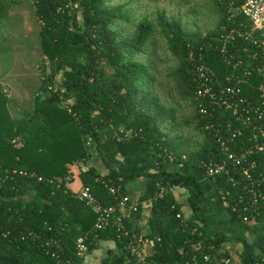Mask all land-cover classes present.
Wrapping results in <instances>:
<instances>
[{
	"label": "trees",
	"instance_id": "obj_1",
	"mask_svg": "<svg viewBox=\"0 0 264 264\" xmlns=\"http://www.w3.org/2000/svg\"><path fill=\"white\" fill-rule=\"evenodd\" d=\"M67 1L30 0L31 5L36 4L37 21L44 23L43 27L38 25V38L45 63L32 111L12 115L10 100L0 85V264H59L52 253L61 263L83 264L85 255L100 242L114 243L100 264H136L125 240L117 238L114 229L93 231L95 214L74 196L78 190L70 187L78 181L80 188L88 187L104 206H117L108 189L95 182L99 177L121 185V193H125L124 180L150 178L145 197L154 196L157 182L186 190L190 215L184 227L175 218L178 213L183 215V207L174 194L151 204L144 236L159 241L154 243L148 261L181 262L193 254L191 247L196 242L212 244L209 253L214 258L221 245L231 239L209 236L201 228L205 218L198 204L201 190L197 179L163 170V166L165 155L171 154L174 164L199 169L214 153V139L203 130V121L196 113L189 54L195 59L201 54L215 77L224 75V58L211 51L209 44L218 38L223 26L245 22L238 12L245 0H204L207 15L215 22L205 36L184 32L179 21L167 20L163 14H158L154 23L147 18L134 23L125 4L113 6L108 0H79V17L57 12V7ZM176 3L184 6L190 2ZM156 35L168 52L162 60L156 56ZM147 53L153 56L150 65L140 60ZM161 62L168 63L166 82L157 90L151 72H159ZM249 90L247 85L242 87L247 97ZM181 100L192 108L188 121L201 136L198 144L182 130L189 122L177 119ZM111 134L119 140L143 142L153 151L150 155L158 170L126 175L113 170L110 164L115 161L116 150ZM15 138L21 142L19 149L13 146ZM92 155L99 158L104 171L89 164ZM81 163L89 166L86 174L80 172ZM5 172L9 177L2 181ZM216 185L228 188L225 178H218ZM25 231L37 238L22 239ZM85 236L92 244L83 256H76V242ZM50 240L53 244L46 253L42 244ZM241 244L240 263L260 264L259 259L251 258L248 246Z\"/></svg>",
	"mask_w": 264,
	"mask_h": 264
},
{
	"label": "built area",
	"instance_id": "obj_2",
	"mask_svg": "<svg viewBox=\"0 0 264 264\" xmlns=\"http://www.w3.org/2000/svg\"><path fill=\"white\" fill-rule=\"evenodd\" d=\"M32 6L36 8V4L32 3ZM80 11L79 0H68L57 7V12L68 16L75 13L79 17ZM238 12L245 22L223 26L218 38L209 44L211 51L224 58V75L215 77L201 54L195 59L190 53L189 60L197 99L196 113L203 121V130L211 134L215 143L214 153L201 162L200 169L213 181L223 209L243 224H255L264 208V0H245ZM38 25L43 27L44 23L38 20ZM254 78L255 83L252 82ZM244 85L249 86L248 97L253 99L242 92ZM86 143L92 145L90 137L86 138ZM13 146L15 149L21 147L19 138L13 140ZM165 156L168 163H173L171 154ZM79 168L82 174H86L89 166L81 163ZM8 177L5 172L2 181ZM218 178H225L228 188L218 187ZM95 182L107 188L118 205L104 206L88 187L80 188L74 196L95 214L93 231L114 229L117 238L125 240L136 264H173L148 261L159 238L132 235L131 223L140 214V201L121 193L122 186L115 185L110 178L99 177ZM155 188L154 196L148 198L150 205L179 189L162 182H157ZM175 218L180 226L186 225L187 219L181 213ZM21 236L22 239L37 238L27 231ZM52 244L51 240L42 244L46 253L50 252ZM91 244L88 236L79 238L75 246L76 256H83ZM213 248L212 244L205 246L196 242L191 247L193 254L175 264H230V256H224L225 252L230 254V246L222 244L214 258L209 253ZM51 256L59 264H71L61 263L54 253ZM259 262L264 264V256Z\"/></svg>",
	"mask_w": 264,
	"mask_h": 264
},
{
	"label": "crops",
	"instance_id": "obj_3",
	"mask_svg": "<svg viewBox=\"0 0 264 264\" xmlns=\"http://www.w3.org/2000/svg\"><path fill=\"white\" fill-rule=\"evenodd\" d=\"M29 6H31V11L34 13V8L30 0H0V26L1 29H3L1 33L6 35V29L12 22L24 20L25 25L28 26L29 19L26 13ZM13 13H18V16H13ZM44 64L43 56L40 62L33 67L32 62L29 63L27 60H24V58H20L17 55L13 58L12 55L8 56L0 51V85L3 93L9 98L10 102L13 100L14 94L18 92L20 87L18 78H23L24 76L30 75L35 78V81L36 78H38V86L36 87L35 95L38 94L41 79L43 77ZM9 110L11 112L10 106ZM111 136L113 142H115L114 145L116 150L115 161L110 164L113 170L122 175L130 173H153L158 170L155 158L150 155L153 151H148L143 142L131 138L119 140L115 134H111ZM89 164L104 171L96 155L91 156ZM163 170L189 174L197 179L201 190V197L198 204L205 218L204 223L201 224V228L209 236L224 235L231 239L230 242L227 243L231 248L229 254L231 263L233 261V254L235 253L237 264H241L238 257L242 249L241 242H244L248 246L250 256L253 260H258L264 256V208L261 217L255 224H243L223 209L219 202L217 190L213 181L209 179L200 168L190 169L184 165L166 162L163 166ZM149 181L150 178L143 176H139L133 180L123 181L125 193L141 203L140 215L135 217L131 223V230L133 233H136V235L144 236L146 234V223L150 216L151 206L148 201L149 196L145 197ZM70 187L74 191L80 190L78 181H73ZM179 190H181L180 193L176 195ZM185 193L184 189H178L174 193L176 200H182V196ZM186 198L187 197L183 200L185 206ZM189 215L190 213L186 206L185 211H183V216L188 218ZM110 243L112 244L105 245L102 248H100L99 243L97 248L88 255L89 258L86 260L84 259L83 264H100L99 260L101 261L106 252L114 249V243ZM237 243L240 244V249L234 251L232 246Z\"/></svg>",
	"mask_w": 264,
	"mask_h": 264
},
{
	"label": "rangeland",
	"instance_id": "obj_4",
	"mask_svg": "<svg viewBox=\"0 0 264 264\" xmlns=\"http://www.w3.org/2000/svg\"><path fill=\"white\" fill-rule=\"evenodd\" d=\"M182 2V0H108L110 5L125 4V9L131 15V19L134 23H137L142 18H147L151 22H155L156 16L158 14H163L164 18L167 20L179 21L184 32L188 34L200 33L205 36L206 33L215 27L214 19L208 16V11L204 7V0H189V4L184 6H178L177 3ZM29 25H25L24 20L18 22H12L6 29L7 34H2L0 26V51L6 55L19 56L24 58L27 62H32L33 67L35 64L40 62L42 58L39 49V38H38V21L31 11V6L27 8ZM13 16H18V13H13ZM31 29V30H30ZM156 56L161 59H165L166 54V44L157 35L154 37ZM153 56L148 53L140 60L147 65L151 64ZM168 63H159V72L152 71L151 74L156 77L154 83L155 89L159 90L160 84H165L166 82V66ZM38 78L31 77L30 75L24 76L23 78H18L20 82V87L18 92L14 94L13 100L9 102L11 107V113L14 116L26 114L32 111L34 106V97L36 87L38 86ZM171 89V84H169ZM167 91V90H166ZM177 119L180 122L182 119L188 121L192 116V108L188 101L181 100L176 113ZM184 134L190 139L193 144H198L201 141V136H199L193 129V124H189L182 128ZM179 190L176 195L180 193ZM186 192V190H185ZM187 197V192L182 196V200H178L185 211L186 206L183 201ZM108 243V244H107ZM100 242V248L105 245L112 244L110 242ZM234 251L240 249V244H234L232 246ZM87 254L85 260L89 258ZM234 255V256H233ZM233 261L230 264H237V257L235 253L233 254ZM100 262V260H99Z\"/></svg>",
	"mask_w": 264,
	"mask_h": 264
}]
</instances>
